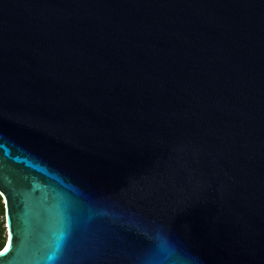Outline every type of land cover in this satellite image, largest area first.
<instances>
[{
    "label": "water",
    "instance_id": "obj_1",
    "mask_svg": "<svg viewBox=\"0 0 264 264\" xmlns=\"http://www.w3.org/2000/svg\"><path fill=\"white\" fill-rule=\"evenodd\" d=\"M0 264H264V0H0Z\"/></svg>",
    "mask_w": 264,
    "mask_h": 264
},
{
    "label": "trees",
    "instance_id": "obj_2",
    "mask_svg": "<svg viewBox=\"0 0 264 264\" xmlns=\"http://www.w3.org/2000/svg\"><path fill=\"white\" fill-rule=\"evenodd\" d=\"M4 224V208L0 197V249L4 246L6 241V228Z\"/></svg>",
    "mask_w": 264,
    "mask_h": 264
},
{
    "label": "built area",
    "instance_id": "obj_3",
    "mask_svg": "<svg viewBox=\"0 0 264 264\" xmlns=\"http://www.w3.org/2000/svg\"><path fill=\"white\" fill-rule=\"evenodd\" d=\"M0 197H1V195H0ZM1 203L3 204V208H4V201H3L2 197H1ZM4 222H5V213H4ZM4 225L6 226V224H4Z\"/></svg>",
    "mask_w": 264,
    "mask_h": 264
}]
</instances>
